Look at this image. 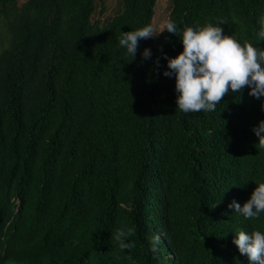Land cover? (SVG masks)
Here are the masks:
<instances>
[{
	"label": "trees",
	"instance_id": "trees-1",
	"mask_svg": "<svg viewBox=\"0 0 264 264\" xmlns=\"http://www.w3.org/2000/svg\"><path fill=\"white\" fill-rule=\"evenodd\" d=\"M105 11L103 0H0V264H14L18 244L22 264H145L133 259L142 242L204 207L211 228L230 226L239 213L228 205L264 182L252 132L264 97L245 87L213 112L183 113L167 61L154 63L158 49L182 51L179 36L140 40L133 59L118 43L171 19L264 48V0H119ZM116 229H131L136 249L121 250ZM181 262L200 261L190 248Z\"/></svg>",
	"mask_w": 264,
	"mask_h": 264
},
{
	"label": "clouds",
	"instance_id": "clouds-1",
	"mask_svg": "<svg viewBox=\"0 0 264 264\" xmlns=\"http://www.w3.org/2000/svg\"><path fill=\"white\" fill-rule=\"evenodd\" d=\"M163 32L179 36L182 45V51L174 58L158 49L161 57L154 62L159 68L160 58L167 61L168 71H164L163 76L174 75L175 104L181 112H213L230 92L240 94L245 87L249 89V96L264 97V48L249 42L241 43L226 35L220 26L208 23L181 30L174 21L166 19L159 32L151 24L120 32L118 43L133 59L140 40L152 39ZM258 36L264 40V18L260 21ZM141 55L146 60L150 58L151 50L146 48ZM261 111L264 112V102ZM252 132L258 140L255 146L264 150V120L259 121ZM255 185L243 206L235 201L228 205L239 213H232L237 218L230 226L211 228L212 208L204 207L201 215L194 217L188 227L182 225L184 230L174 229L170 236L162 232L151 241L142 242V254L135 253L133 259L144 260L145 264H183L181 261L191 248L199 257V264H264V224L259 219L264 213V182ZM131 234V229L127 233L116 229L112 239L121 250L131 249L133 244L126 242ZM88 237L93 240L90 235ZM159 239L164 240L163 244H158ZM6 247L4 243L2 256ZM23 248L20 244L15 246L16 258L12 263L22 264L17 252Z\"/></svg>",
	"mask_w": 264,
	"mask_h": 264
},
{
	"label": "rangeland",
	"instance_id": "rangeland-1",
	"mask_svg": "<svg viewBox=\"0 0 264 264\" xmlns=\"http://www.w3.org/2000/svg\"><path fill=\"white\" fill-rule=\"evenodd\" d=\"M25 0H20V2H24ZM118 2L119 0H103V3H104V8H105V13H104V16H103V19H107L109 17H111L117 6H118ZM159 7L156 8V10H158Z\"/></svg>",
	"mask_w": 264,
	"mask_h": 264
}]
</instances>
